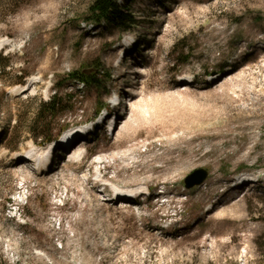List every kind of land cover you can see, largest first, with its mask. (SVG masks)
<instances>
[{"label":"rangeland","instance_id":"374dc122","mask_svg":"<svg viewBox=\"0 0 264 264\" xmlns=\"http://www.w3.org/2000/svg\"><path fill=\"white\" fill-rule=\"evenodd\" d=\"M93 2L0 0V264H264V0H119L128 31Z\"/></svg>","mask_w":264,"mask_h":264},{"label":"trees","instance_id":"16d2710c","mask_svg":"<svg viewBox=\"0 0 264 264\" xmlns=\"http://www.w3.org/2000/svg\"><path fill=\"white\" fill-rule=\"evenodd\" d=\"M119 0H94L90 7L91 17L87 19L88 23H101L105 22L113 26H117L124 30H130L137 22L136 19L124 10V8L119 4ZM99 75L84 74L83 71H77L71 73L68 78L84 87H92L100 84ZM57 89H60L58 87ZM62 98L59 92L56 93L47 101L41 104L39 110V123L45 124L46 120L51 117L57 116L62 108ZM106 108L105 105L101 106L98 110V114ZM46 116H45V115ZM54 138L44 139L42 145L53 142Z\"/></svg>","mask_w":264,"mask_h":264},{"label":"bare ground","instance_id":"6f19581e","mask_svg":"<svg viewBox=\"0 0 264 264\" xmlns=\"http://www.w3.org/2000/svg\"><path fill=\"white\" fill-rule=\"evenodd\" d=\"M9 42H10L9 39L0 40V50H2L4 47H10V44L11 43H9ZM35 83H37V79L36 78H33V79H31V80L28 81V85L26 87H18V88H15L14 93L17 96L18 95H21V94L25 93L26 91H28V89H30L28 87H31ZM113 124H114V122L112 124H110V126H112ZM80 134H81V132L80 133L79 132H75L73 134L68 135L66 137V139H65V143L64 144L69 143V146L71 147V145L75 142V138L78 137ZM62 147H63L64 150H66L65 146H62ZM27 156L30 157V158H34V155L33 156L27 155ZM172 162H174V161H172ZM34 165L40 167V166H44L45 164L44 163H42V164L41 163H39V164L38 163H35ZM31 170L34 171L33 169H31ZM122 195H123V198H128V199L130 198V197L126 196L127 194H122ZM116 198H122V196H117ZM111 200L114 201L113 199H111Z\"/></svg>","mask_w":264,"mask_h":264},{"label":"water","instance_id":"95a60500","mask_svg":"<svg viewBox=\"0 0 264 264\" xmlns=\"http://www.w3.org/2000/svg\"><path fill=\"white\" fill-rule=\"evenodd\" d=\"M209 177V172L205 169H198L191 173L185 179V185L187 189H191L196 186H201Z\"/></svg>","mask_w":264,"mask_h":264}]
</instances>
